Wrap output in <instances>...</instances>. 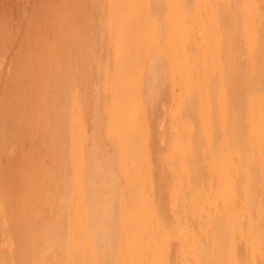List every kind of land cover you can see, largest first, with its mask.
I'll return each instance as SVG.
<instances>
[{
    "label": "bare ground",
    "instance_id": "obj_1",
    "mask_svg": "<svg viewBox=\"0 0 264 264\" xmlns=\"http://www.w3.org/2000/svg\"><path fill=\"white\" fill-rule=\"evenodd\" d=\"M23 2L0 264H264V0Z\"/></svg>",
    "mask_w": 264,
    "mask_h": 264
},
{
    "label": "rangeland",
    "instance_id": "obj_2",
    "mask_svg": "<svg viewBox=\"0 0 264 264\" xmlns=\"http://www.w3.org/2000/svg\"><path fill=\"white\" fill-rule=\"evenodd\" d=\"M21 4V5H20ZM16 5V6H15ZM20 5V6H19ZM23 5V6H22ZM24 7V10L23 8ZM29 7V4H25L23 2V0H0V12L2 13V15L4 13H6V11H10L9 12V16H10V19L12 20L13 23H16L18 20H19V17L22 15V16H25L26 15V9ZM16 9V10H15ZM5 11V12H4ZM21 11H23V13L25 14H22ZM4 12V13H3ZM20 12V13H19ZM0 13V15H1ZM14 13V14H13ZM5 62V61H4ZM6 63V62H5Z\"/></svg>",
    "mask_w": 264,
    "mask_h": 264
}]
</instances>
